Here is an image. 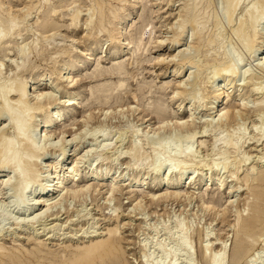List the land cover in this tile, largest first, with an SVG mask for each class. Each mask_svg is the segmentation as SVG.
I'll use <instances>...</instances> for the list:
<instances>
[{
  "label": "rangeland",
  "instance_id": "rangeland-1",
  "mask_svg": "<svg viewBox=\"0 0 264 264\" xmlns=\"http://www.w3.org/2000/svg\"><path fill=\"white\" fill-rule=\"evenodd\" d=\"M0 1L2 2L0 3L2 6L0 21L7 18L8 9L16 15V18L18 17L15 20L18 25L16 30L17 28L21 30V36L11 39L12 43L2 45L4 50L0 51V62L3 63L0 77L6 78L4 81L8 80L9 83L17 77H20L22 81L26 79L27 91L30 95L35 93L32 82L37 79L42 78L39 90H45L44 87L48 88L51 83L58 85L54 91L56 100L54 103H60L59 114L53 117L54 123L47 130V138L49 137L47 146H43L40 152L33 156L34 160L38 162L42 159L43 163L48 160L51 165L62 157L58 148L62 143L57 142L58 135L64 136L66 145L62 167H58V175L56 179L54 178V181H57V194L59 192L57 198L60 199H57V205L43 214L41 220L36 219L37 221L33 217H39L42 207L38 203L33 205L27 217L30 221L33 219V223L29 221L28 224L19 226L11 221L8 222V219L4 221L2 219L0 221V252L9 251L6 255L12 257L10 260L20 258L22 264L26 261H30L26 264H61L76 253L77 248L91 243V237L86 238L85 235L94 234L93 231L96 229V233L100 235L99 240H102L108 237V229L117 227L116 237L122 239L120 247L123 252L119 253L120 257L114 261L115 263L104 260L95 264H142L145 256H149L150 260L156 264L160 259L162 260V253L156 249L158 245L166 250L177 251L176 238L181 235L178 229L183 228L187 230L186 241L193 254L192 261L190 263L185 261L186 264H209L203 257L201 247L204 248V246L208 247L207 256L219 253L221 246L226 247L227 257L224 264H264V253H262L264 237L259 239L241 260L233 259L237 210H241V213L245 215L247 213L245 204L252 201L249 190H245L246 187L242 185L243 179L254 167V175L264 170V134L259 140L260 144H252L256 140V129H259L257 126L260 127L259 123L264 119V110L255 109L260 93L250 92L253 87L264 88V68L257 66L260 59L258 56L264 55V47L263 52L258 53L259 55L257 53L254 56L250 55L252 53L243 44L241 45L233 30V27L239 24V19L250 0L241 1L231 24L227 22L226 4L223 3L225 1H197L199 2L197 9L202 10L207 3L209 4V9H205L207 12L203 14L206 20L201 18L204 25L203 35H206L207 31V34L216 35L214 43L203 46L199 52H196L194 47L188 46L192 34L188 23L182 28L183 30L175 29V26L173 29L170 27L174 18L178 16L181 6L187 0H101L106 3L104 7L106 16L103 24L99 26L94 25L93 22L91 25L89 20L87 21L92 11L93 0ZM29 3L33 4V8L28 6ZM51 7L53 10L56 9V12H50ZM122 7L128 9L122 35L126 43L118 54L115 42L108 38L114 35L112 29L117 21L112 12L116 11V15H121ZM48 10L50 11L47 12ZM76 11L79 12V23L75 25L71 24V16ZM42 13L47 14L46 17ZM211 13L216 14V22L218 21L216 26L215 18L210 16ZM95 16L98 15L94 13L92 16L94 21ZM42 18L45 19V23ZM43 23L48 25L47 30L41 27ZM106 29L111 31L110 35ZM174 30H178V33L182 34H180L181 37L175 36ZM142 33L144 34L143 44L137 49V40ZM173 39L174 42H172ZM183 47H188L187 51L191 56L193 55L195 61L202 62L205 66L202 67V71L200 70L201 73L198 72L196 64L194 66L186 62L174 65V61L170 60L178 48ZM223 50L227 52L233 63L242 57L244 67L250 70L249 74L251 73L253 77L252 81L248 77L243 81V77H237L233 81L235 87L230 92V97L224 95L220 99L221 103L218 107L225 104L237 105L240 102L239 93H247L244 100L247 101L250 111L241 116L237 115L233 123L218 121L216 111L209 108L208 98L200 99L207 85L206 81L214 79L211 58L216 57L217 53H219L217 57L222 56L220 54ZM25 51L28 52L25 66L15 68L17 63H22L21 52ZM67 63H73L72 69L68 72V79L72 77L73 80L69 84L66 83L67 81L60 84L57 77ZM185 79L186 82L189 81L186 83L187 93L177 95L179 97L176 96V98L171 97L178 83ZM247 80L249 85L245 84ZM120 81H124V84L118 87ZM72 98L74 104L68 105ZM200 102H204L203 105H200ZM51 107L54 108V106ZM192 107L195 108L193 109L195 113L189 118V108ZM3 115L0 114V135L5 132L12 134L13 127L9 125L8 117ZM188 118H192L189 121V127L178 125L181 120L186 121L185 119ZM159 123L163 128L157 130ZM40 127L34 135L40 139L41 144L44 140L46 141V138L42 136L44 127L42 132ZM29 130L32 131V128ZM72 134L78 135L75 141L72 139ZM191 134H195L192 136L194 138L188 139ZM238 134H241L240 136L244 139L248 138L250 144L246 142L238 150L234 149V153L230 146L217 145L213 148L215 136L223 135L228 139L235 138ZM105 137L108 140H103ZM49 141H56L55 143L59 146L50 147ZM104 142L110 145L103 151L98 145ZM158 142L169 145L170 148L180 146L185 149L192 145L195 157L186 158L185 163L188 165L192 162L193 165L190 169L186 167L182 174H168L171 176V182L161 180L165 167L157 169L158 177H155L153 171L152 159L157 154V148L160 150ZM134 145L139 147L138 151L132 149ZM136 152L138 155L135 154ZM133 153L135 155H132ZM223 155L228 157L229 167H223L220 171L213 170L212 164L218 162ZM234 155L239 156L238 159L244 156L243 159L250 157L238 169V178L231 176V173L235 171L234 163H237V160L233 159ZM79 158L81 159L78 162L79 173L73 178L69 166ZM182 158L184 157L174 156V161ZM136 161L137 165L134 164ZM50 165L41 166L44 169L40 168L41 176L33 185L32 194L29 195L30 200H36L37 191L41 188L39 182H42V176L53 171ZM8 171H10L8 168L0 169V182ZM95 171L104 175L103 179L98 182L96 180L94 182L96 186L83 191L82 194L80 192L76 197L70 196L69 189L72 192L78 191L84 185L93 183L90 175ZM191 171L195 172L196 178L189 183L187 173ZM180 175L183 179L178 186L179 192L181 191L178 198L160 197L170 193L169 191L175 186L171 183L179 180ZM218 175L224 178L221 189L217 188ZM208 176L211 178L209 179ZM112 178H117L121 187L119 191H116L118 192L116 195L110 197L109 184ZM142 178H145L146 182H140ZM19 181L20 179L17 178L11 186H8L5 189V195L0 194V212L7 215L11 213L12 217H15L14 220L21 221L22 215L16 213L14 209L16 204L11 207L9 203L10 200H15L13 197ZM240 185H242L241 188L238 187ZM153 195L154 200H151ZM108 196L109 201L106 199ZM233 200L231 204L230 201ZM116 214L118 217L115 216ZM35 245L38 246L39 251ZM10 252L13 255L15 252L16 258ZM7 256L4 257L5 260H1V264L16 262L9 261ZM182 257H184L183 254ZM178 264L184 263L178 261Z\"/></svg>",
  "mask_w": 264,
  "mask_h": 264
},
{
  "label": "bare ground",
  "instance_id": "bare-ground-1",
  "mask_svg": "<svg viewBox=\"0 0 264 264\" xmlns=\"http://www.w3.org/2000/svg\"><path fill=\"white\" fill-rule=\"evenodd\" d=\"M37 1H39V0H37ZM197 1L198 0H187L183 4V6H181L182 8L180 7L181 9L179 10V13H177L178 16L176 18H174V20H173L174 22L171 24L170 27H171V29H173L174 26L176 27L175 29H177V28L182 29L188 23V25H190V28L192 31V34L190 36L191 42H189L188 46L194 47L196 49V52H199L203 46L206 47L207 45L209 46V44H211V43L213 44L214 41L216 40V37H214L216 35L213 36V34H211V33L207 34L208 31H207L206 35H203L204 25L202 24L203 22H202L201 18L202 19L204 18L205 15L203 16V14L207 12L205 9H207L209 7V4L207 3L201 10V9H197L199 6L198 5L199 2H197ZM223 1H225V2H223ZM223 1L222 2L226 4V7L225 6L224 7L226 9L227 17H228L227 22H229L231 24V22H233V20H234V13H235L236 9L238 8V6L242 0H223ZM243 1H245V0H243ZM206 2H207V0H206ZM0 3H2V2L0 1ZM40 3H42V2H40ZM225 4H223V5H225ZM105 5H106V3L104 1L93 0V2L91 4V10L92 11H90V14L88 16L89 19H87V21L89 20L90 24L92 22L94 23V25L96 24L98 26L103 24V22L105 20L104 17L106 16L104 14V10H105L104 7H106ZM130 5H132V4H130ZM28 6L29 7L32 6V8H33L32 3H29ZM0 8L2 9V6H0ZM28 9H30V8H28ZM51 9H52V7H51ZM112 9H110V10H112ZM55 10L52 9L51 11L48 10L47 12L50 11L53 13V12H56ZM127 10H128L127 7H122L120 9V11L122 12L121 15H116V13H115L116 11L112 12L114 14L115 18H117V21L113 25V29H112L114 32V35H110L111 31L106 29V31L110 35L108 39L110 41L115 42L116 53H118V54L122 50L123 46L125 45L124 43H126L125 41H123L124 38L122 35H123V29L125 28V22H126L127 16H128L126 14ZM9 11L10 10H8V9L6 11L8 13L7 18H5L3 20L1 19V21H0V47H1L0 51L4 50L2 48V45H7L5 43H10V42L12 43L13 40H11V39L16 38L18 35L21 36L20 35L21 30H18V28L16 30L17 24H16L15 20H17L18 17L16 18V15L12 14ZM94 13H95V15L96 14L98 15V16H95V21L92 18ZM42 15H45V14L42 13ZM46 15L44 17H46ZM210 16L213 19L215 18L214 21H215V26H216L217 25L216 23H218V21L216 22V20H217L216 14L211 13ZM210 16H209V18H210ZM42 19H44V18H42ZM71 19H72L71 24L74 23L76 25L78 20H79V12L78 11L74 12L71 16ZM204 20H206V19L204 18ZM40 21L42 22V20H40ZM44 23H45V19H44ZM44 23L41 24V27L44 28L45 30H47L48 25H46ZM86 23H88V22H86ZM90 24H88V25H90ZM54 25H55V23H54ZM49 26H50V24H49ZM17 27H18V25H17ZM103 28L105 30V26ZM233 30L237 34V36H238L237 38H239L238 40H240L241 45L243 44V46L250 53H252L250 55L254 56L256 53L258 54L260 52H263V47H264V0H250V2L247 4V7L245 9L244 14L239 19V24L234 26ZM173 34L177 37L178 36L181 37V35H182L181 33H178V30H174ZM217 34H218V32H217ZM12 35H13V38H12ZM143 36H144V34L142 33L141 36L137 40V45H136L137 49L140 48V46H142V44H143ZM177 37L174 39L176 40ZM46 38H48V36ZM174 39L172 40V42H174ZM3 47L5 48V46H3ZM188 49H189L188 47H186V48L183 47L180 49L178 48L177 52L171 56L170 60L174 61V65H177V64L181 65V64H185L186 62H187V64L188 63L189 64L192 63V65L196 64L198 67V72L201 73L202 67H205V66L202 64V62L201 63L196 62L193 55L191 56L190 53L187 51ZM191 49H193V48H191ZM25 52H21L22 53L21 58L23 61L20 64L17 63L15 68H17V67L23 68L25 66L24 64L26 63L25 61H26L27 55H28L27 54L28 52H26V53ZM201 53H202V51H201ZM218 54L219 53L215 54L216 57L211 58V61H210L212 63V67L214 68V72H213L214 76L212 75L214 77V79L213 80L208 79L206 81L207 83L205 82L207 85L204 87V89H203L204 92L202 91L203 94L200 97V99H204L205 97H207L209 100V103H210V106H209L210 110L212 109V111H214V112L216 111L215 113L217 116V120L228 123V122L234 121L235 118L238 117L237 115L241 116V115H243V113H248L250 111V108L248 107L249 105L247 104V101L244 100L247 97V96H245V95H247V93L246 92L239 93L240 102L237 105H232V104L222 105L221 104L222 106L218 107V105H220L219 103H221L220 99L224 95H226V97L230 95V92L235 87V84L233 83L234 79H237V77L241 76V77H243V79H242V81H243L247 77L250 80L253 77H252L251 73L249 74L250 70H248L244 67L245 63H244V61H243L244 59H242V57L240 59H238L237 62L233 63L229 59L226 51L223 50L222 53L220 54L222 56H220V57H217ZM116 57L117 56H115V58ZM258 57L260 59L257 62V66H259L260 68L263 69L264 68V55H260ZM253 59H254V57H253ZM72 60H73V58H72ZM161 60H164V59H161ZM208 62H209V60H208ZM73 63H69V64L67 63L64 66V68L62 69V72L57 77L60 84H61V82L65 83L66 81H67L66 83L69 84L70 81L73 80L72 77L68 79V77H69L68 72L72 69ZM2 64L3 63L0 62V73L2 70L1 69ZM117 64H119V63H117ZM196 65H194V66H196ZM2 76H3V74H2ZM15 77H16V75H15ZM189 77H190V75H189ZM199 77H201V76H199ZM5 79H2L3 80L2 82L0 81V114H2V115L4 114L6 117H8L9 125H11L13 127L14 132L12 134H11V132L10 133L5 132V134L0 135V169H3V168L10 169V171H8L6 173V175H4V177L2 178V180L0 182V194L5 195L6 194L5 189L8 186H11L17 178L20 179V181L17 183V189H16L17 191H15L16 194H14L15 196L13 197L15 200L14 201L10 200L9 203H10V206L11 205L15 206V204H16V206L14 207L15 212L22 215L23 218H22V216L20 217L21 221L14 220L13 218H15V217H12L11 213H9L7 215L6 213L4 214V213L0 212V221H2V219H3V221L8 219V222L11 221V223L16 224V225L19 224V226H20V224H28L29 223L30 218L29 219L27 218L28 213L30 212L31 207L33 205H35L36 203L40 204L42 209L39 211V214H38L39 217L38 218H36L37 216L33 217V218H35L34 219L35 221L41 220V218H43L42 215L47 213L53 207H55V205H57V203H58V200H60L57 198V197H59V195H58L59 192L57 194V192H56L57 181L56 180L54 181V178L58 175V173H57L59 171L58 167L59 166L62 167V164H63L62 162H63V158L65 155L64 149L66 148V145H65L64 136H62V134H61V136L58 135L57 142L60 141L62 144H60V146H59V144L55 143L56 141H54V142L49 141L48 146H50V147L59 146L58 148L61 151L62 157L58 161L57 160L54 161L51 165L49 164L48 160H45L44 161L45 163H43L42 159H40V161H38V162L36 160H34L33 156L37 155L40 152V150L43 148V146H45L47 143V140L49 137L47 138L46 133H47V130L49 129V127L54 123L53 117H55L57 114H59L60 108H58V107H59L60 103H54L56 101L55 97H54V91H55L56 87H58V85H55V84L52 85V83H51V85H49L48 88H47V86L44 87L45 90L44 89L39 90L41 88V85H42V83H41L42 78L39 80L37 79V81L32 82L34 84L33 90L35 91V93H34V95H30L27 91V81H25L26 79L24 81H22V79H20V77H17V78H13L14 80L12 79L13 80L12 81L10 78L11 83H9L8 80L4 81ZM7 79H8V77H7ZM66 79H68V80H66ZM182 81H184V80H182ZM182 81H180L178 83V85L174 89L171 97L175 96V98H176L177 95L181 96L183 93L188 91V90H186V85H187L186 83H188L189 81L186 82L187 81L186 79L184 81L185 83ZM247 82H249V81L247 80L245 82V84ZM123 84H124V81H120V83L118 84V87L123 86ZM247 84L249 85V83H247ZM251 89L252 90H250V92L254 91V93H260V95H259L260 98L258 100V103L255 104L256 105L255 109L256 110H264V88L260 89L259 87L258 88L253 87ZM179 96H177V97H179ZM73 101L74 100L72 98L70 103L68 102V105L74 104ZM203 103L204 102H202L200 105H203ZM205 105H207V104H205ZM51 106H54V108H52ZM53 109H55V110H53ZM193 109H195V108H193V107L189 108V118L192 117V115L195 113L193 111ZM162 112L163 111H161V113ZM37 115H39V117H37ZM34 117H36L35 120H33ZM160 118H161V116H160ZM189 118L185 119L186 121L181 120V122H179L178 125H180V127H186V126L190 125L189 121H191L192 118L191 119H189ZM41 124H43V125L41 126ZM165 124H166V122H165ZM210 124H212V123H210ZM235 124H237V123H235ZM259 124H260V127H259V125L257 126L259 129H256L257 132L255 133L256 140L252 142V144H254V145L260 144L259 140L262 138V136L264 134V119H262ZM6 125H4V126H6ZM39 127H40V131L42 130L43 127L45 129L42 136H43V138H46V141L44 140L41 144H40V139H38L37 136L34 135L35 131ZM29 128H32V131L29 130ZM162 128H163V126L159 123L157 125L156 129L160 130ZM228 133H229V131H228ZM72 135H73L72 139H73V141H75L78 138V135L77 136L75 134H72ZM194 135L195 134L189 135L188 139L194 138V137H192ZM240 135L241 134H238L237 136H235V138L230 137L228 139L225 138L226 136L223 137V135L222 136L221 135L215 136L212 146H213V148L217 145L218 146L223 145L225 147L230 146V147H232L233 153H234V149L238 150L246 142H248V144H250L248 138L244 139V137L240 136ZM242 135H243V133H242ZM230 136H232V135H230ZM39 138H41V137H39ZM103 140L106 141L108 139L105 137ZM107 142L99 143L98 147H100L101 150L104 151L110 145V143H107ZM191 146L187 147L185 149H183L180 146H176L175 148H172V147L170 148L169 145H165L162 142H158V147L160 148V150L157 148V150H158L157 154L154 155V157L152 159V165H153V171L155 172V177H158V175L156 174L157 171L161 167H165L161 180L162 181L165 180L166 182H171L170 181L171 176H169L168 174H170V175L176 174V173L182 174V173H184L183 171L185 170L186 167H189V169H190L191 165H193V164H191L192 162H190V164L187 165V163H185V161H186V158H188V157L189 158L195 157L193 155ZM132 149H134V151H136V150L138 151L139 147H137V145L136 146L134 145ZM227 149H229V148H227ZM140 150H141V148H140ZM235 152H237V151H235ZM135 154H137V152ZM135 154L133 153L132 155H135ZM66 156H67V154H66ZM174 156H176V157L181 156L184 158L179 159V160L176 159L177 161H174ZM163 157H164V159H163ZM235 157H237V155L236 156L234 155V158L233 157L232 158L237 160V163L233 162L234 166H235L234 167L235 171L233 170L234 172L231 173V176L234 175L235 178H238L237 177L238 176V173H237L238 169L242 166L241 164H245L246 159L249 156L246 159H243V158H245V156L241 157V159H238L239 156L237 157V159ZM132 158H134V156H132ZM227 158H228L227 156L223 155L222 158L218 162L212 164L211 168L213 170L219 169L218 171H220L221 168H223V167L228 168L230 162L228 164ZM249 158H248V160H249ZM79 160H81V159L80 158L76 159L69 166V171L73 174V178H75V176H77V174L79 173V171H78ZM190 160L195 161V159H190ZM135 163H137V161L134 162V164ZM45 164L50 165L52 167L53 171H50V173L44 174L42 176V179H41L42 182H39V184L41 185V188H39V191H37L38 195L36 196V200L35 199L30 200L29 195L32 194L33 185L39 181V177L41 176L39 174V172H41L40 168H43L41 166L42 165L45 166ZM135 165H137V164H135ZM254 168L250 169V172L248 171L247 175H245L246 177L243 179L244 182L242 185H244L246 187L245 190L246 189L249 190V196H252V201L247 202L245 204L247 206V213L245 215H243L241 213V210L240 211L237 210L236 221H235L236 223L234 224V226L236 227V231H235L236 234H235V241H234L235 243H234V251H233V259L234 260H236V259L241 260L253 248L255 243L259 239L264 237V170H261L260 172L258 171L254 175L253 174L254 170H255ZM218 171H215V172H218ZM253 175H254V177H253ZM90 176H91L90 180H92L91 182H93V183H88V184H86V186L84 185V187H82L81 190H78V191L73 190V192H72L69 189L68 193L70 194V196L76 197V195H78L80 192L82 194L83 191L85 192V191L89 190L91 187H95L96 185L94 184V182L96 180H97V182L99 180H102L104 175L95 171V172H92V174ZM195 178H196L195 172L191 171V172L187 173V179H188L189 183ZM208 178L210 179L211 176H208ZM182 179H183V177L180 175L179 180L171 183L172 186H174V185L175 186L172 188V190L169 191L170 193H168V194L165 193V195H160V197L172 196L174 198H178V196L180 195V192H181V191L179 192L178 186H179V183ZM223 179L224 178L222 176L218 175V178H217L218 182H216L217 188H220V189L222 188V186L224 184ZM205 180H208V179H205ZM144 181H145V178L140 179V182H144ZM109 185H110L109 196L111 197L114 194L116 195V193H118L116 191L117 190L119 191V187H121V186H119L118 179L112 178ZM242 185H240L238 187L241 188ZM27 192L29 193L28 195L26 194ZM109 196L106 198V199H108V201L110 198ZM150 199L154 200V195ZM233 202H234V200L230 201L231 204H233ZM115 216L118 217V214H116ZM34 220L31 219L30 222L33 223ZM2 226L4 227V225H2ZM178 230H179V232H181V235L176 238L177 239L176 245H178L176 248L177 251H172V250H168V249L166 250L161 245H158V247L156 249H158V251H160L162 253V260L160 259V261L156 262V264H178V261H182V263L186 264L185 261H189V263L192 261L193 254L191 251V247L187 244V241H186L187 230H184L183 228L178 229ZM116 232H117V227L116 228L114 227L113 229H108V232H107L108 237L106 239H102V240L100 239L99 240L100 235H98L96 233V229H95V231H93L94 234L88 235V236L85 235L86 238L91 237L93 242L91 241V243H89L88 245L77 248L75 250L76 253L73 252L74 254L71 256L69 255L70 257L68 256L69 258L67 260L63 261L61 264H95L96 262L99 263V262H103L104 260L105 261L109 260L111 262L117 261V259L120 257L119 253L123 252V251L120 247L122 239H120L119 237H116ZM37 244H39V243H37ZM37 248H38V246H36V249ZM207 248H208L207 246H204V248L201 247L203 257L207 259L209 264H224L225 259L227 257L226 256L227 255L226 254L227 253L226 247L221 246L219 253H217V254L214 253V255H210V256H207V254H206ZM120 249H121V251H120ZM1 251H3V249ZM14 251L16 252V250H14ZM34 251H36V250L34 249ZM37 251H39V250L37 249ZM4 252H5V250H4ZM8 252H6V253H8ZM15 252H14V255L10 252L13 255V257H15ZM6 253L0 252V262H1V260H5L4 257L7 256ZM262 253H264V252H262ZM35 254H37V252ZM35 254H34V256H35ZM182 254L184 257H182ZM19 255H20V253L18 254V256ZM29 256H31V255H29ZM260 256H259V258H260ZM7 257H9V258H7V259H9V261H12V260H10V258L12 259L11 256L8 255ZM27 257H28V255H27ZM31 260H33V259H31ZM13 261H16V262H13ZM13 261H12L13 263H11V262H9V263H11V264H22V263H20V262H22V259H20V258L17 260L15 259ZM17 261H19V263ZM24 261H26V260H24ZM26 262L30 263V261H26ZM26 262H25V264H26ZM144 262H145V264H155V263H153L152 260H150L149 256H147V257L145 256ZM144 262L142 264H144ZM32 263H34V262H32Z\"/></svg>",
  "mask_w": 264,
  "mask_h": 264
}]
</instances>
